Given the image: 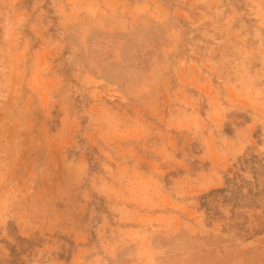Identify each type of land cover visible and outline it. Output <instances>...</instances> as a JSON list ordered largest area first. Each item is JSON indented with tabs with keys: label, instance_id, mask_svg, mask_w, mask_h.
<instances>
[{
	"label": "rangeland",
	"instance_id": "obj_1",
	"mask_svg": "<svg viewBox=\"0 0 264 264\" xmlns=\"http://www.w3.org/2000/svg\"><path fill=\"white\" fill-rule=\"evenodd\" d=\"M0 264H264V0H0Z\"/></svg>",
	"mask_w": 264,
	"mask_h": 264
}]
</instances>
